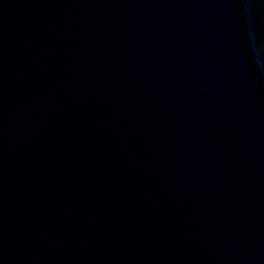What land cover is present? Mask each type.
Masks as SVG:
<instances>
[{"label": "water", "instance_id": "95a60500", "mask_svg": "<svg viewBox=\"0 0 264 264\" xmlns=\"http://www.w3.org/2000/svg\"><path fill=\"white\" fill-rule=\"evenodd\" d=\"M0 264H264V0H0Z\"/></svg>", "mask_w": 264, "mask_h": 264}]
</instances>
